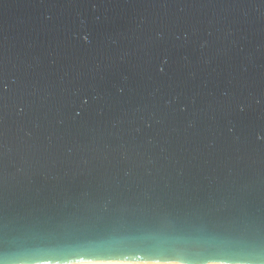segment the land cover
<instances>
[{
  "label": "water",
  "instance_id": "1",
  "mask_svg": "<svg viewBox=\"0 0 264 264\" xmlns=\"http://www.w3.org/2000/svg\"><path fill=\"white\" fill-rule=\"evenodd\" d=\"M5 162L13 240L233 243L264 217V0H0ZM165 182L230 195L157 202Z\"/></svg>",
  "mask_w": 264,
  "mask_h": 264
},
{
  "label": "clouds",
  "instance_id": "2",
  "mask_svg": "<svg viewBox=\"0 0 264 264\" xmlns=\"http://www.w3.org/2000/svg\"><path fill=\"white\" fill-rule=\"evenodd\" d=\"M252 7L259 8L260 5ZM8 147L4 145V156ZM17 171H20L19 169ZM7 163L0 171V264H136L135 258L84 259L78 253L62 250L58 243L46 237L24 235L13 240L10 236L8 210L10 206V176ZM40 191V189H37ZM151 191L157 202L171 199L195 200L203 194L215 193L221 199L230 193L217 185H202L199 182L172 186L153 184ZM43 211V210H41ZM234 242L228 245H214L195 241L176 243L147 251L140 264H264V217L256 216L243 221L234 233Z\"/></svg>",
  "mask_w": 264,
  "mask_h": 264
},
{
  "label": "snow or ice",
  "instance_id": "3",
  "mask_svg": "<svg viewBox=\"0 0 264 264\" xmlns=\"http://www.w3.org/2000/svg\"><path fill=\"white\" fill-rule=\"evenodd\" d=\"M78 256H79L80 260L89 259V258H92V259H114V258H105V257H90L87 253H85V254L78 253ZM143 259L144 258H135L136 264H140V262L143 261ZM123 260H129V258H124ZM69 264H71V262H69Z\"/></svg>",
  "mask_w": 264,
  "mask_h": 264
}]
</instances>
